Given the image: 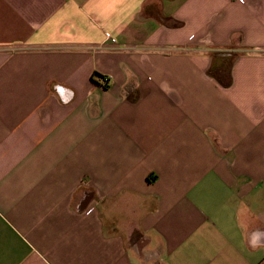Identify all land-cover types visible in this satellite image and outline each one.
Segmentation results:
<instances>
[{"label":"crops","instance_id":"0c3cea01","mask_svg":"<svg viewBox=\"0 0 264 264\" xmlns=\"http://www.w3.org/2000/svg\"><path fill=\"white\" fill-rule=\"evenodd\" d=\"M0 264H264V0H0Z\"/></svg>","mask_w":264,"mask_h":264},{"label":"trees","instance_id":"16d2710c","mask_svg":"<svg viewBox=\"0 0 264 264\" xmlns=\"http://www.w3.org/2000/svg\"><path fill=\"white\" fill-rule=\"evenodd\" d=\"M213 64L209 74L213 76L223 87H230L232 83V65L236 54L229 50L212 52Z\"/></svg>","mask_w":264,"mask_h":264},{"label":"built area","instance_id":"2783aa9c","mask_svg":"<svg viewBox=\"0 0 264 264\" xmlns=\"http://www.w3.org/2000/svg\"><path fill=\"white\" fill-rule=\"evenodd\" d=\"M240 2L244 3V0H239ZM104 81V80H103ZM104 84H106V81H104ZM89 212L91 213L92 210H89Z\"/></svg>","mask_w":264,"mask_h":264}]
</instances>
